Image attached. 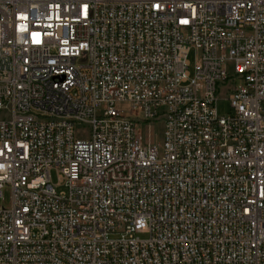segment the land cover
I'll use <instances>...</instances> for the list:
<instances>
[{"label":"built area","instance_id":"2783aa9c","mask_svg":"<svg viewBox=\"0 0 264 264\" xmlns=\"http://www.w3.org/2000/svg\"><path fill=\"white\" fill-rule=\"evenodd\" d=\"M6 191L0 264H264V0H0Z\"/></svg>","mask_w":264,"mask_h":264},{"label":"rangeland","instance_id":"374dc122","mask_svg":"<svg viewBox=\"0 0 264 264\" xmlns=\"http://www.w3.org/2000/svg\"><path fill=\"white\" fill-rule=\"evenodd\" d=\"M189 61H190V64L188 67V71L190 72L191 76L193 77L194 76V66H195V54H194V52H191V54L189 55ZM217 110H218V114L221 116H225V115L233 112V109L231 107V101L229 100V96L225 94L224 90L219 95ZM77 127H78L77 131H79L80 134L82 132H87L90 129L89 125H87V124H81ZM144 130L146 132H148L147 128H144ZM154 130L159 132V134H160L161 130H162L161 125H159V124L155 125ZM51 177H52L53 184L57 185V190L60 191L61 187L58 185L59 184L58 174L55 170H53L51 172ZM9 203H10V192L6 191L4 200H2V198H0V206L8 205Z\"/></svg>","mask_w":264,"mask_h":264}]
</instances>
